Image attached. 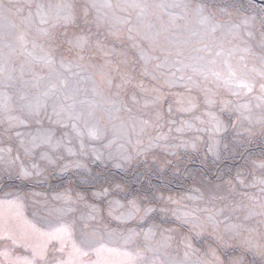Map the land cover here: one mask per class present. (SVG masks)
<instances>
[{
    "label": "rangeland",
    "instance_id": "374dc122",
    "mask_svg": "<svg viewBox=\"0 0 264 264\" xmlns=\"http://www.w3.org/2000/svg\"><path fill=\"white\" fill-rule=\"evenodd\" d=\"M256 4L0 0V264H264Z\"/></svg>",
    "mask_w": 264,
    "mask_h": 264
},
{
    "label": "trees",
    "instance_id": "16d2710c",
    "mask_svg": "<svg viewBox=\"0 0 264 264\" xmlns=\"http://www.w3.org/2000/svg\"><path fill=\"white\" fill-rule=\"evenodd\" d=\"M217 1V0H216ZM220 3H222V0H218ZM238 2H236V4H239L240 6L241 5H246V4H252V3H254V5L256 6V7H261L260 5H258V4H256V2H253V1H250V0H237ZM225 5H227L228 6V4H225ZM230 5V4H229ZM237 7H239L238 5H237ZM240 8V7H239ZM194 163V162H193ZM193 167H197L198 169H200L201 168V164L198 162V163H195L194 165H193ZM139 174L138 173H134L132 176H130V178L129 179H127L126 181L127 182H131V185L130 184H128V185H130V186H128L130 189H131V191L134 193V192H138V187L136 186V183H135V181H137L138 179L137 178H135L136 176H138ZM203 175H206L205 174V170L203 171ZM208 176L209 175H211L210 177H211V179H215V178H213L214 177V174H207ZM181 175L179 174V176H177V178H179ZM134 179V180H133ZM191 181V180H190ZM189 181V182H190ZM105 182V184L107 183L106 181H104ZM139 183H137V185H138ZM146 187H148V186H146ZM146 187H144V188H146Z\"/></svg>",
    "mask_w": 264,
    "mask_h": 264
},
{
    "label": "bare ground",
    "instance_id": "6f19581e",
    "mask_svg": "<svg viewBox=\"0 0 264 264\" xmlns=\"http://www.w3.org/2000/svg\"><path fill=\"white\" fill-rule=\"evenodd\" d=\"M250 1H253V2H255L254 0H250ZM222 2L223 3H225V4H232V5H235V6H239L240 7V5L239 4H236V2H238L237 0H222ZM227 2V3H226ZM89 176V175H88ZM194 178H196V177H194ZM7 179H9V177L7 178ZM185 180V179H184ZM7 182H10L9 180L7 181ZM22 181H19V183H21ZM11 183V182H10ZM13 183H16L15 181H13ZM20 190H23L22 188H20Z\"/></svg>",
    "mask_w": 264,
    "mask_h": 264
},
{
    "label": "water",
    "instance_id": "95a60500",
    "mask_svg": "<svg viewBox=\"0 0 264 264\" xmlns=\"http://www.w3.org/2000/svg\"><path fill=\"white\" fill-rule=\"evenodd\" d=\"M256 3H260L262 5H264V2L260 1V0H254Z\"/></svg>",
    "mask_w": 264,
    "mask_h": 264
}]
</instances>
